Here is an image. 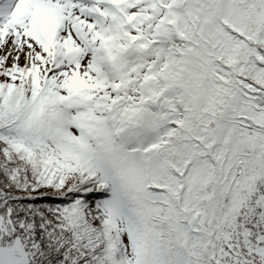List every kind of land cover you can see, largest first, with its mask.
Wrapping results in <instances>:
<instances>
[{
  "label": "snow or ice",
  "instance_id": "obj_1",
  "mask_svg": "<svg viewBox=\"0 0 264 264\" xmlns=\"http://www.w3.org/2000/svg\"><path fill=\"white\" fill-rule=\"evenodd\" d=\"M0 264H264V0H0Z\"/></svg>",
  "mask_w": 264,
  "mask_h": 264
}]
</instances>
